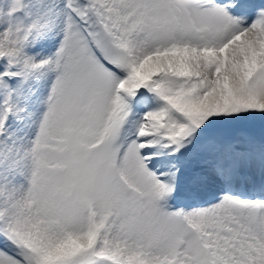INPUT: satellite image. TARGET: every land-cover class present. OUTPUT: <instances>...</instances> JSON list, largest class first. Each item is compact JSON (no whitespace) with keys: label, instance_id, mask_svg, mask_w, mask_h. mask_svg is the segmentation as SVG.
I'll list each match as a JSON object with an SVG mask.
<instances>
[{"label":"snow or ice","instance_id":"snow-or-ice-1","mask_svg":"<svg viewBox=\"0 0 264 264\" xmlns=\"http://www.w3.org/2000/svg\"><path fill=\"white\" fill-rule=\"evenodd\" d=\"M0 264H264V0H0Z\"/></svg>","mask_w":264,"mask_h":264}]
</instances>
